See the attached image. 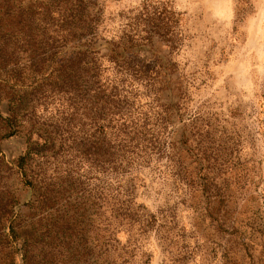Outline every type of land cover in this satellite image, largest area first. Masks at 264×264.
Here are the masks:
<instances>
[{
	"label": "rangeland",
	"instance_id": "374dc122",
	"mask_svg": "<svg viewBox=\"0 0 264 264\" xmlns=\"http://www.w3.org/2000/svg\"><path fill=\"white\" fill-rule=\"evenodd\" d=\"M41 1L0 0V264H264V0H89L86 55Z\"/></svg>",
	"mask_w": 264,
	"mask_h": 264
},
{
	"label": "trees",
	"instance_id": "16d2710c",
	"mask_svg": "<svg viewBox=\"0 0 264 264\" xmlns=\"http://www.w3.org/2000/svg\"><path fill=\"white\" fill-rule=\"evenodd\" d=\"M89 4V0H42L40 3H38L36 10H32L31 14L36 16L32 17L31 15V21L34 24L36 21L39 22H44V30L43 34H49L48 36L45 35L46 37V42L49 43L50 39L55 38L56 36L60 35L61 39L66 43H71L72 46L75 48L78 47L77 41L86 34V30L89 28V23H86L85 17L88 16V13H86V7ZM32 7V6H31ZM49 26V27H47ZM55 26L56 28L53 30L55 33L50 35L49 29ZM37 28V24H36ZM52 31V32H53ZM112 53L110 55V59L115 61L117 59V50L116 49H111ZM87 48L86 46L82 45L79 49L77 48V53L80 55H86L87 53ZM46 53V51H45ZM34 57V56H30ZM81 59V64L85 65L88 64L87 61L84 58V56H79ZM113 58V59H112ZM34 64H37L36 67L33 69V74L38 75V74H43V66H44V61L40 62H35ZM117 66V65H116ZM91 70L94 69V75L91 73V77L96 76V79H98L97 75L99 76V70L100 67L98 65H94L91 63L90 66ZM117 71H120L119 66L116 68ZM80 75L78 76L77 81L75 82V85H79L80 79L82 78V83L81 87L86 86V79L85 76L89 72V69L86 67H83L80 69ZM113 75V83H112V91L113 94H117L118 91V82L124 83V78L119 77L120 72ZM84 79V80H83ZM41 80L35 81L40 82ZM73 80L71 77V71L70 69L65 70V75L61 81V86L69 85L72 84ZM116 123H114L113 127L118 130L119 133H121L122 136H124V120L119 122V119L116 120L114 119ZM117 123H121L117 127ZM23 164V163H22ZM24 166V165H22ZM15 228L12 227V233L15 232ZM14 230V232H13ZM15 234V233H14Z\"/></svg>",
	"mask_w": 264,
	"mask_h": 264
}]
</instances>
